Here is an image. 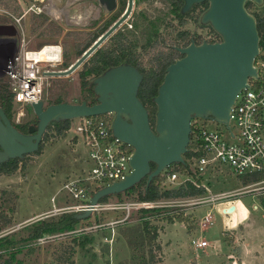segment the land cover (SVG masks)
I'll use <instances>...</instances> for the list:
<instances>
[{"label":"rangeland","instance_id":"rangeland-1","mask_svg":"<svg viewBox=\"0 0 264 264\" xmlns=\"http://www.w3.org/2000/svg\"><path fill=\"white\" fill-rule=\"evenodd\" d=\"M83 2L0 0V26L16 29L11 36L16 42L12 54L20 49L22 41L30 49L59 43L64 49V65L58 70L69 67L81 56L78 48L84 44L83 31L88 26L92 27L88 23L93 24L99 15L97 5L91 6L95 5V0H87V4ZM50 3L67 12L50 16L47 12L36 13L33 9ZM151 8L158 17L153 21L163 24L173 20L164 3L154 4ZM248 11L259 19L264 18V5L253 3ZM66 16L71 19L67 21ZM189 27L193 28V24ZM194 28L197 30L195 25ZM198 31L203 36L210 32L209 26L199 22ZM82 70L81 66L69 75L49 78L43 93L45 104L58 100L81 103L84 98L79 79ZM3 75L2 69L0 88H5ZM11 119L17 125L37 124L34 110L27 105L14 104ZM208 127L224 130L223 126L211 122H208ZM46 133L48 136L45 140L43 136L42 140L43 151L27 155L24 158L26 167L21 164L12 174L0 173V216L4 213L12 220L0 230V254L5 257L15 254V259L21 264H243L244 255L241 258L240 248L233 242L245 239V248L251 253V256H246V264H264V200L262 209L252 210V205L258 202L257 197L251 193L236 194L249 181L236 176L223 165L199 176L197 181L205 184L211 194L228 195L225 199L207 200L209 194L206 190L195 196L164 197L161 206L156 208L158 213L143 214L134 207L129 210L127 204L122 208L116 207L118 203L137 200L138 191L128 190L121 197L111 195L103 202L105 207L102 210L81 220L72 230L47 233L37 240L28 239L38 222L58 220L65 213H76L71 209L76 201L69 192V184H89L85 179L88 169L85 145L73 137L72 131L58 135L56 130L47 129ZM238 199L249 210V216L234 229L236 206L233 204ZM241 202L239 204L244 211L246 208ZM229 205L234 208L224 215L222 212H226ZM207 212L211 213L212 223L204 227L200 220ZM179 217L183 222L177 221ZM145 222H149L152 233L155 231L157 234L153 242L154 259L146 239ZM182 224L189 232L197 231L189 236ZM193 238H203L209 245L195 250L191 242Z\"/></svg>","mask_w":264,"mask_h":264},{"label":"water","instance_id":"water-1","mask_svg":"<svg viewBox=\"0 0 264 264\" xmlns=\"http://www.w3.org/2000/svg\"><path fill=\"white\" fill-rule=\"evenodd\" d=\"M181 12L187 13L194 3L207 2L200 15V24L210 26L221 40L190 45L181 50L183 57L168 67L154 102L157 106L154 125L138 97L142 76L132 66L110 68L98 77V103L60 102L46 105L43 100L33 103L37 124L30 125L28 133L20 132L0 106V162L24 158L39 151L43 136L53 122L70 121L77 117L116 113L112 124L114 135L134 147L131 159L133 173L125 180L96 191L91 208L76 213L79 220L89 218L93 207L106 196L122 194L148 178V184L160 177L169 166L185 164L191 121L211 119L227 124L229 112L240 90L247 87V79L256 77L254 59L259 50V32L255 16L246 8L248 1L257 6L264 0H183ZM108 12L116 0H101ZM0 30V36L11 37L16 29ZM0 26L1 28H4ZM116 28L110 29L87 52L64 70L50 72V76L69 75L80 68L89 55ZM127 115L130 122L123 118ZM156 164L152 169L151 164ZM233 205L226 212L232 211Z\"/></svg>","mask_w":264,"mask_h":264},{"label":"built area","instance_id":"built-area-1","mask_svg":"<svg viewBox=\"0 0 264 264\" xmlns=\"http://www.w3.org/2000/svg\"><path fill=\"white\" fill-rule=\"evenodd\" d=\"M51 5H54L60 13H55ZM33 9L39 14L47 12L50 16L67 12L58 9L53 3L46 4L43 8L35 6ZM70 19L71 17L66 16L67 21ZM201 37V40L211 43L221 40L214 30L206 32ZM63 54V46L59 43H49L38 49H30L29 45L22 41L20 49L6 60L3 69L2 77L6 79L5 89L12 95L13 103L32 108L33 103L43 100L49 78L55 77L50 76L49 73L58 71V67L64 65ZM254 67L257 70V76L249 77L247 87L236 95L227 124L200 118L191 121L192 137L189 140L190 148L188 147L191 156L186 160L182 170L176 169L173 164L162 172L159 182L161 192L191 183L208 192L207 200L225 199L228 195L211 194L205 184L197 181L199 176L213 170L216 166L223 165L236 176L249 181V184L242 187L240 192L236 191V194L251 193L258 199L251 209L255 211L262 209L264 200V45L261 46L260 41ZM70 121L71 126L68 131H72L73 137L82 142L87 149L88 169L85 179L89 181V184L74 182L68 185L69 192L76 201L71 209L80 213L91 208L90 200L96 191L123 181L133 173L131 159L135 149L114 135L113 122L108 113L77 117ZM208 122L223 126L224 130L211 129L208 127ZM162 199L141 200L138 197L134 202L118 203L116 207L122 208L127 204L129 210L131 207L138 210L156 209L163 203ZM104 207L103 202L98 203L93 207V213L99 212ZM225 208H223L224 211ZM222 213L225 215L227 212ZM211 220V213L207 212L200 221L205 226L210 224ZM193 243L197 247L207 246L206 240H193Z\"/></svg>","mask_w":264,"mask_h":264},{"label":"flooded vegetation","instance_id":"flooded-vegetation-1","mask_svg":"<svg viewBox=\"0 0 264 264\" xmlns=\"http://www.w3.org/2000/svg\"><path fill=\"white\" fill-rule=\"evenodd\" d=\"M83 3L87 4V0H84ZM159 3H164L169 8L173 20L170 19L169 22L166 21L163 24L153 21L158 17L155 16L157 12L152 11L151 7ZM183 4V0H116L115 8L108 12L101 0H95V5L91 6L97 5L99 15L93 24L88 23L92 27L89 28L88 26L83 31L85 43L91 40V44L84 53L110 29L114 26L116 28L82 65L83 69L95 68L96 72L87 75L85 78L79 76L80 90L84 94L81 103L97 104L98 95L94 81L110 68L129 65L134 67L142 76L138 97L148 111L151 124L154 125L151 114L152 105L145 101L144 95L152 94L155 91L156 94L158 93L159 86L163 81L158 82L160 79L164 80L168 67L184 56L181 52L182 49L190 45L197 46L204 41L201 40V32L198 31L200 7L205 9L201 5L203 3H194L185 15L181 12ZM176 9L183 16L177 17ZM161 19L163 21V18ZM189 24H193V28L189 27ZM0 30L8 32L11 28L4 27ZM212 30L209 26V31ZM148 81L153 82V88L147 85ZM152 100L154 102V97ZM108 115L114 123L116 113L109 112ZM123 118L130 122L127 115H123ZM13 124L20 132L28 133L29 127L25 131L23 128H18L15 123ZM0 150H2L1 147Z\"/></svg>","mask_w":264,"mask_h":264},{"label":"trees","instance_id":"trees-1","mask_svg":"<svg viewBox=\"0 0 264 264\" xmlns=\"http://www.w3.org/2000/svg\"><path fill=\"white\" fill-rule=\"evenodd\" d=\"M251 4H253V3L248 1L246 3V8L248 9V7ZM201 5L203 7H205V9L208 7L207 2H205V3L203 2V4H201ZM205 9L202 8L200 13L203 12ZM185 14L186 13H183V15H185ZM181 15L182 14H180L178 12V10L176 9V16L180 17ZM254 16L256 19L257 29L259 32L260 45L262 46V45H264V18L259 19L256 15H254ZM58 32H60V31H58ZM82 39H83V37H82ZM83 43L84 44L78 48L80 55H82L84 53V51L86 50V48L91 44V40L87 41L86 43L84 41ZM67 55L68 54L66 53V56ZM94 72H96L95 68H91L89 70L83 69L82 72L80 73V76L82 78H85L87 75H91ZM161 81H163V79H160V81L158 83H160ZM152 84H153V82H151V81L147 82V85L151 88H153ZM156 95H157L156 91L152 94L144 95L145 101L150 102V104L152 105L151 114H152V117L154 120L153 122H155V114L157 111V107H156L155 103L153 102L152 98L155 97ZM60 102H63V101L58 100V101L51 102V104L60 103ZM0 106L4 109L7 116L11 119L12 118V109L14 106L13 97L11 94L8 93L7 89H5V88H0ZM16 126L18 128H23L26 131L29 127V124H22V125L16 124ZM70 126H71V121L53 122L48 126V130L54 129V130H56L58 135H61L64 132L68 131L70 129ZM47 136H48V134L46 133L44 135V140ZM190 137H192V133H191ZM188 147L190 148V144ZM43 148H44V142L41 143L40 149H39V151L36 152V154H40L43 151ZM190 156H191V152L188 149L187 152L184 154L185 162L187 159H189ZM21 164L23 167H26V161L24 158H15V159H9V160L0 162V173L1 174H12L20 168ZM151 166H152V169L156 168V164H154V163H152ZM184 166H185V164H179V163H176L174 165V167L176 169H179V170H182L184 168ZM158 180H160L159 177L153 179V181L150 184H148V178H145L144 180H142L139 184L134 186L129 191H138L139 199H141V200H158V199H161L164 197L171 198V197L195 196V195H199V194H202L205 192L204 188H201V187L197 188L194 185H192L191 183H187L186 186H180L177 189H171V190L161 192L159 190V185L157 184ZM121 195L122 194H117V196H119V197H121ZM109 197L110 196H106V197L102 198L100 202H105ZM141 212L143 214H155V213L159 212V209H142ZM169 220L172 221L173 219L169 218ZM11 221L12 220L10 217H8L6 214L2 213L0 216V230L3 229L4 227L8 226L11 223ZM80 221L81 220H79L75 217L74 213H65L58 220H52V221H48V222L47 221L38 222L37 224H35L31 234L28 237V239L37 240V239L42 238L47 233L48 234H54L56 232L72 230L77 226V224ZM177 221L183 222V219L181 217H179L177 219ZM150 228H151L150 223L145 222L144 223V230L146 233V239L148 241V244L150 245V255H151L152 259H154L155 254H154V248H153L154 243L153 242L157 238V234L155 233V231H154V233H152V230ZM6 243H9V242L6 241ZM0 264H21V263L15 259V254H12L9 257H5V255L0 254Z\"/></svg>","mask_w":264,"mask_h":264},{"label":"crops","instance_id":"crops-1","mask_svg":"<svg viewBox=\"0 0 264 264\" xmlns=\"http://www.w3.org/2000/svg\"><path fill=\"white\" fill-rule=\"evenodd\" d=\"M15 40H13V38L11 37H4V36H0V71L2 69H4L5 67V62L6 60L12 55L14 49L16 48V44H15ZM241 202V201H239ZM238 201H235L234 202V205L236 206V213H235V222L233 223L232 227L235 229V227H238L241 223V220L242 219H246L248 216H249V210L246 208L245 205H242L245 206L246 210H242L240 204H239ZM230 206V205H229ZM238 209H239V213H238ZM212 221V220H211ZM212 223V222H211ZM210 223V224H211ZM176 224H179V223H176ZM206 226V225H205ZM204 226V227H205ZM182 227L186 230V233L187 235L189 234V236H193L195 234V232L197 230H192L191 232H189L186 227L182 224ZM193 240H197V241H200V240H205L203 238L201 239H192L191 242H192V245L194 246V249L195 250H198V249H204V247H207L209 245V243L207 242V246H204V247H197L194 243H193ZM235 243L236 247H239V253L242 254L241 255V258H243L242 256L244 255V258H243V264H246V256L249 255L251 256V253L249 252V249L245 248V239H243V241H237L235 240L233 242V244ZM234 252V251H233ZM238 253V252H237ZM230 254V253H229ZM229 254L227 256H229ZM246 254V255H245ZM255 255V254H253ZM259 261H262L259 259ZM194 262V261H193ZM263 262V261H262ZM195 263V262H194ZM264 263V262H263ZM196 264V263H195Z\"/></svg>","mask_w":264,"mask_h":264},{"label":"bare ground","instance_id":"bare-ground-1","mask_svg":"<svg viewBox=\"0 0 264 264\" xmlns=\"http://www.w3.org/2000/svg\"><path fill=\"white\" fill-rule=\"evenodd\" d=\"M50 7L53 8V10L55 11V13H57V12L60 13V11L57 10V9L54 7V5H51Z\"/></svg>","mask_w":264,"mask_h":264}]
</instances>
